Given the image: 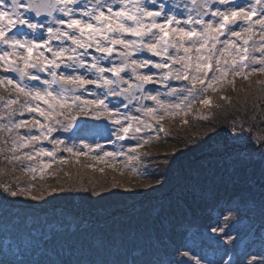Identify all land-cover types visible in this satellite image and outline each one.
<instances>
[{
    "label": "snow or ice",
    "instance_id": "1",
    "mask_svg": "<svg viewBox=\"0 0 264 264\" xmlns=\"http://www.w3.org/2000/svg\"><path fill=\"white\" fill-rule=\"evenodd\" d=\"M182 4L176 0H0V155L7 162L0 168L4 177L0 199L26 195L37 200L43 195L42 191L33 194V184L22 185L12 175L18 164L32 181L43 180L53 164L69 163L58 157L63 152L77 158V163L99 150L91 159L104 163L105 158L124 156L130 164L153 139L150 130L165 131L166 119L187 116L196 103L211 105L209 90L220 91L235 77L264 73V0H182ZM80 117L108 121L115 137L112 143L133 140L136 146L125 152L121 144L119 151L110 152L100 143L78 147L59 139L56 134L61 131L85 130ZM203 135L207 140L226 137L223 161L233 170L259 164L264 216V131L253 137V126L234 118L222 128L212 125ZM164 183L158 178L153 182L161 187ZM152 191L157 188L152 186ZM89 195L103 198L95 188ZM241 211L239 204L229 203L222 220L203 227L202 238L212 240L209 233H216L217 242L227 239L231 245L218 261L200 256L189 234L170 258L147 262L133 258L124 264H237L233 251L237 237L226 228L239 222ZM260 228L264 242V220ZM0 230L21 232L18 222L9 224L7 219H0ZM24 243L38 247L36 241ZM97 246L103 247V242ZM0 264L17 262L2 258ZM52 264L120 262L56 260ZM245 264H257L256 257ZM258 264H264V256Z\"/></svg>",
    "mask_w": 264,
    "mask_h": 264
},
{
    "label": "trees",
    "instance_id": "2",
    "mask_svg": "<svg viewBox=\"0 0 264 264\" xmlns=\"http://www.w3.org/2000/svg\"><path fill=\"white\" fill-rule=\"evenodd\" d=\"M256 73L260 72L247 79L235 77L231 85L225 84L215 93L209 90L215 103L208 110L212 114L209 120L191 117L196 103L185 116L187 124L183 123L184 116L178 115L162 122L165 131L150 130L148 135L153 139L139 151L136 161L129 164L123 156L127 168L120 172L123 174L104 168L101 172L88 157L79 158L77 163V158L65 152L69 163L53 164L44 182L35 184L19 171L18 164L12 175L22 185L33 184V194L42 191L43 195L37 200L26 195L0 199V219H7L9 224L16 221L21 229L0 230V259L17 264H52L56 260H117L124 264L133 258L143 262L167 259L175 255L174 249L190 233L195 242L204 225L216 214L221 215L229 203L240 205L239 217L250 224L249 228L258 226L255 236L264 252L259 164L233 170L223 161L226 137L207 140L203 135L212 125L222 128L234 118L252 125L253 137L264 131V87L257 92L254 89L253 96L239 91L248 90L250 79L264 78V73L254 77ZM223 93L227 100L218 96ZM6 164L0 155V168ZM157 178L166 181L163 187L153 184ZM144 186L150 190L155 186L157 191L141 196ZM52 188L57 191L52 192ZM93 188L102 194V199L89 195ZM180 224L184 229L178 230ZM25 240L36 241L38 247L26 246ZM100 241L103 247L97 246ZM235 259L239 264V256Z\"/></svg>",
    "mask_w": 264,
    "mask_h": 264
},
{
    "label": "rangeland",
    "instance_id": "3",
    "mask_svg": "<svg viewBox=\"0 0 264 264\" xmlns=\"http://www.w3.org/2000/svg\"><path fill=\"white\" fill-rule=\"evenodd\" d=\"M176 2L180 3L181 7L183 6L182 0H176ZM255 55L259 57V53H255ZM259 67L260 65H257L256 68H259ZM209 75H211V73H209ZM258 76H260V73H256L254 75V77H258ZM250 80L252 82L249 83V85H247V87H249L248 90H244V91L242 89L239 90L240 92H242V95L253 96L252 93H254V89L257 92L260 90L259 89L260 86L264 87V78H261L260 80H254L253 78V80L252 79ZM207 95L210 96V98L212 99L210 94L207 93ZM218 96L223 97L224 93L221 95L219 94ZM214 106H215V103L213 99H212V104L209 106H202L198 103L197 106L191 111V117L194 120L207 121L211 118V115H212L211 112L208 110L210 107L213 108ZM202 117H207V119H202ZM79 119L86 123L87 127L85 128V130L83 131L77 130L76 132H71V130L69 132L61 131L58 134H56L58 138L61 140H64L70 146L76 145L78 147L83 145L84 143L92 144L93 147L95 146L96 143H100L106 151H110V152L119 151L121 144L124 145L125 152H127L128 148L136 146V141H133V140H126L122 142L117 141L116 143H112V141L115 140V137L110 135L111 124L108 121H105V120L96 121V120H93L91 117H80ZM184 120H187V117L184 116L183 123H184ZM105 125H107V127H105ZM156 127H160V125H156ZM152 130L156 132L155 128H153ZM141 135H144V134L142 133ZM2 143L3 141L0 140V144ZM44 145L49 148L51 147L50 145H48L47 141L44 142ZM147 147L148 146L145 144L142 148L139 149V151L141 152L143 149ZM85 151H87V149H85ZM97 152H99V150L90 152L88 156H86L90 158V162H92L93 165L99 168L110 169L114 173L118 172V174L122 171L123 172L126 171L127 168L124 167L123 156H117L115 157V159L105 158L104 163H99L96 160L91 159V157L96 155ZM64 155H65V152L59 153L58 157L62 156L63 158H65ZM86 157H80V158H86ZM47 159L48 158H45V160ZM87 161H89V159ZM108 164H115V167L114 168L108 167L107 166ZM120 174H123V173H120ZM29 182L37 184V183H43L44 181L39 179V177H37L35 181H32L30 178ZM143 188L145 189H141L139 192L141 196H145L146 194H149L150 192H152V189L150 190L149 187L146 188L144 186ZM222 219H223L222 214L221 215L216 214V216H214L212 221H219ZM248 224L249 223L245 221L244 218L239 217V222L232 224L231 228H226V231L231 232L234 237H237L235 240L236 247L233 249V251L235 253V256H239V264H245V262L251 259L252 256L256 257L257 264H258L259 259L262 256H264V252L261 251L262 249H261L260 241H258V239L255 236V231L259 228L256 225L254 228L252 227L251 229L249 228ZM209 235L213 237L212 240L204 239L202 238V236H200L195 241L197 243L193 242L192 240L193 238H191V244L195 243V244H192V247L194 248L196 252L197 250L204 248V250L201 251L202 253L201 252H197V253L200 256L206 257L207 260L218 261L221 255H223V250L225 248H231V245L227 243V239L217 242L216 233H209ZM225 259H227V257H225Z\"/></svg>",
    "mask_w": 264,
    "mask_h": 264
},
{
    "label": "water",
    "instance_id": "4",
    "mask_svg": "<svg viewBox=\"0 0 264 264\" xmlns=\"http://www.w3.org/2000/svg\"><path fill=\"white\" fill-rule=\"evenodd\" d=\"M72 131H76V130H72Z\"/></svg>",
    "mask_w": 264,
    "mask_h": 264
}]
</instances>
